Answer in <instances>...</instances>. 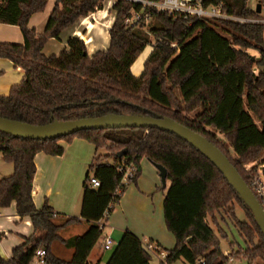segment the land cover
I'll list each match as a JSON object with an SVG mask.
<instances>
[{
	"label": "trees",
	"instance_id": "obj_1",
	"mask_svg": "<svg viewBox=\"0 0 264 264\" xmlns=\"http://www.w3.org/2000/svg\"><path fill=\"white\" fill-rule=\"evenodd\" d=\"M49 1L0 0V24L19 27L24 36L23 45L0 43V58L25 72L24 80L9 96H0L1 118L32 126L110 114L169 118L216 146L251 189L246 166L260 162L262 157L264 163V24L197 20L148 10L153 26L146 32L145 22L129 23L144 6L116 0L107 51L90 57L85 42L71 38L59 56L47 57L43 51L50 40H59L80 20L104 10V0H55L45 32L38 35L29 28V22L46 10ZM249 1L204 0L203 4L205 8L223 6L234 18L264 21V9L257 14ZM260 4L264 7V0ZM149 46L153 53L143 74L136 78L131 69ZM249 50L257 52L259 58L253 60ZM75 139L109 154L91 164L86 179L81 219L92 224L90 229L81 237L65 241L59 232L79 224L81 219L71 218L57 226L56 214L49 205L36 208L32 197L35 158L40 153L62 156L64 149L59 142ZM124 150L127 155L118 158ZM0 154L5 163L14 166V174L0 181V211L16 203L18 216L29 218L34 228V235L13 251L11 260L0 256V264H30L40 249L46 252L49 264H89L103 233L97 223L106 210L111 207L112 213L119 205L127 186L138 183L144 159L166 168L170 182L164 218L176 246L168 252L166 264H229L210 226L217 225L222 212L234 222L245 243L238 249L231 244L229 255L248 264H264V236L251 210L211 162L175 135L155 129H123L85 131L41 142L0 132ZM111 157L112 164L108 163ZM123 163L136 170L127 184L122 183L119 172ZM91 178L100 181V188L88 186ZM235 205L243 212L244 221L238 219ZM55 242L75 248L71 261L52 254ZM151 263L143 242L131 232L123 235L108 262Z\"/></svg>",
	"mask_w": 264,
	"mask_h": 264
},
{
	"label": "crops",
	"instance_id": "obj_2",
	"mask_svg": "<svg viewBox=\"0 0 264 264\" xmlns=\"http://www.w3.org/2000/svg\"><path fill=\"white\" fill-rule=\"evenodd\" d=\"M50 2H52L51 7L48 6ZM49 3L43 13L34 15L29 22V28L34 29L38 35L45 32L54 10L55 0H50ZM114 3H109V10H112ZM90 17H93L92 22L86 23ZM90 17L79 21L83 25L82 29L77 27V23L74 27L63 32L59 40H50L44 48V55L47 57L59 56L66 50L67 43L71 38H79L84 41L90 57L99 52L107 51L110 45L109 31L113 25L107 30L105 40H103L104 37L102 39L96 38L92 34L91 28H96L97 24L102 27L104 23H107L108 11H99L98 14ZM112 20L114 24L115 14ZM88 40L92 43V50ZM0 43L23 45L22 30L17 26L0 24ZM152 53L153 47H147L133 65L131 71L136 78L143 74L145 63ZM139 60L143 61L141 66H137ZM0 74V96L2 97L9 96L11 90L20 85L25 78V72L21 68L16 67L12 61L2 58H0ZM59 146L64 149L62 156L55 157L45 153L36 156V175L33 182L32 197L38 210L43 209L46 204L49 205L56 214L54 223L57 226H62L71 218L81 219L86 179L90 174L91 164L100 156L99 150L94 145L80 139H75L70 143L61 141ZM145 160L142 161L144 173L135 185L136 187L122 196L118 207L110 213V217L104 222L102 236L90 254L89 264H108L126 232H131L143 242L145 250L152 258L151 264H166L165 258L168 252L175 248L176 239L168 231L164 218V201L170 188V182L167 181L166 187L163 186L166 191L162 194L159 208H156L153 194L157 188L155 184H157L160 174L153 164H148V160ZM13 174L14 166L5 163L0 154V181ZM148 178L152 179L151 184H148ZM136 195L138 200L133 202ZM91 225L86 220L81 219L79 224L62 229L59 236L65 241L74 240L87 233ZM33 235L34 228L31 220L18 216L16 203H12L10 207L0 211V256L3 259L11 260L13 251ZM107 237H111L114 241L112 251H105L104 249ZM148 245L158 247L159 253L149 252L147 250ZM51 250L56 258L67 262L73 259L75 253L73 246L61 242L53 243ZM179 263L186 264L184 261H178L175 264Z\"/></svg>",
	"mask_w": 264,
	"mask_h": 264
},
{
	"label": "water",
	"instance_id": "obj_3",
	"mask_svg": "<svg viewBox=\"0 0 264 264\" xmlns=\"http://www.w3.org/2000/svg\"><path fill=\"white\" fill-rule=\"evenodd\" d=\"M262 13V6H257V14ZM255 60V57H253ZM123 129H147L175 135L180 140L198 151L224 176L228 184L239 195L240 200L251 210L255 222L264 236V212L251 189L239 175L228 158L206 138L176 123L169 118H152L147 116H121L110 114L99 118L76 121H54L44 126H32L19 121L0 117V132L9 136L33 141H54L73 136L85 131H106ZM127 155V150L118 154V158ZM160 174L164 187L167 185V170L161 165H154Z\"/></svg>",
	"mask_w": 264,
	"mask_h": 264
},
{
	"label": "built area",
	"instance_id": "obj_4",
	"mask_svg": "<svg viewBox=\"0 0 264 264\" xmlns=\"http://www.w3.org/2000/svg\"><path fill=\"white\" fill-rule=\"evenodd\" d=\"M129 1H133L134 3L144 6V8L139 13L134 14L133 19L129 21L131 25L140 24L141 22H145L147 25L151 21L148 15V10L168 13L172 16L183 15L197 20H229L241 24H264V21H252L231 17L224 11L223 6L205 8L203 4L204 0H160L158 2H148L144 0ZM173 47L175 48L176 45H173ZM254 168L251 167L247 169V171L250 173L249 178L251 191L264 212V166L261 169L256 166L255 171H253ZM119 172L123 175L122 183L127 184L134 178L136 170L132 165L129 166L126 163H123V165L119 169ZM88 186L96 190L100 188L101 183L98 179L91 178L88 182ZM110 209L111 207L105 211L103 218L98 222V226L102 231L104 230V222L110 216ZM113 247L114 241L111 237H107L104 244L105 251H112ZM147 250L151 253H159L158 247L153 245H148ZM30 264H49L46 257V252L43 249L38 250Z\"/></svg>",
	"mask_w": 264,
	"mask_h": 264
},
{
	"label": "rangeland",
	"instance_id": "obj_5",
	"mask_svg": "<svg viewBox=\"0 0 264 264\" xmlns=\"http://www.w3.org/2000/svg\"><path fill=\"white\" fill-rule=\"evenodd\" d=\"M115 1L116 0H104V10H107L108 11V16H109L108 21L111 20L112 17H114V14L112 13V11L108 9L109 3L110 2H115ZM260 1L261 0H250L249 1L250 7L253 8V9H256L257 6L260 4ZM48 6L51 7L52 6V2L49 3ZM263 9H264V7H262V10ZM96 14H98V12ZM92 20H93V17H90L86 21V23H90V22H92ZM227 21H229V20H227ZM211 23L214 24L215 22L212 21ZM152 26H153V23L150 21L146 25L145 31L148 32L149 29ZM219 26L222 27V25H220V24H219ZM77 27H79V29H82L83 28V25L81 24V22H78ZM222 29H224V30H226L228 32V30L225 29L224 27H222ZM150 39H152V37H150ZM151 41H152L153 44H155L154 39H152ZM248 53L251 56H253V57H258L259 58V54L257 52H255V51H253V50H249ZM190 116L192 118L194 117V115H190ZM108 154L109 153L106 150H99V156H106ZM262 159H263V157H262ZM262 159L260 160V162H258L256 164H249V165H247L246 168L248 169V168H251V167L254 168L255 166H258L259 169H261L264 166V163H262ZM145 161H147V160H145ZM108 163H110V164L113 163V158L112 157L109 158ZM147 163L148 164H152L149 161H147ZM143 165L144 164H142V162H141V171H142V174L144 173V166ZM147 181H148V184H151L152 183V179L151 178H148ZM155 185H157V188H155L154 194H153L155 196V198H154V201H155L154 205H155L156 208H159L160 203H161L162 194L165 193L166 190L163 189V185H162V181H161L160 177H158V182ZM135 187H136L135 184H130L129 186H127V190H126L125 194H128L130 192V190L134 189ZM135 200H138L137 199V195L134 196L133 202ZM149 200H151V199H149ZM117 207H118V205H115L114 206L115 209ZM235 210H236V214H237L238 219L240 221H244L245 218H244L243 212L240 210V208L237 205H235ZM210 226L216 231V233L218 235V238L220 240L221 249L224 252L225 256H228V258H229V264H248V262L245 259H241V258L239 259L238 257L235 258V256H232L231 257L229 255L230 250H231V244H235L236 249H238L239 246H242L244 248L245 247V243L242 240V238L240 237V234H239V232H238V230H237L234 222L230 219L229 216H227L226 212H222L220 215H218V217H217V225L210 224ZM179 264H181V263H179ZM254 264H263V263L261 261H257Z\"/></svg>",
	"mask_w": 264,
	"mask_h": 264
},
{
	"label": "bare ground",
	"instance_id": "obj_6",
	"mask_svg": "<svg viewBox=\"0 0 264 264\" xmlns=\"http://www.w3.org/2000/svg\"><path fill=\"white\" fill-rule=\"evenodd\" d=\"M51 3V2H50ZM107 23H104V25L101 27L100 24H97L96 28H91L92 30V34H94V36L98 39H102L103 37V40H105V34L107 32V30H109L112 25H113V20H109V21H106ZM88 44L91 48V50L93 49L92 47V43L88 40ZM143 63L142 60H139V62L137 63V66H141V64Z\"/></svg>",
	"mask_w": 264,
	"mask_h": 264
}]
</instances>
